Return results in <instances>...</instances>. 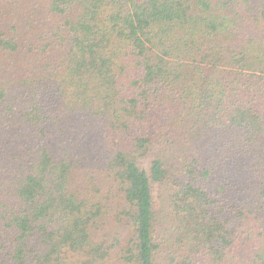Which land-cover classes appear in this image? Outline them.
Wrapping results in <instances>:
<instances>
[{
	"label": "trees",
	"instance_id": "trees-1",
	"mask_svg": "<svg viewBox=\"0 0 264 264\" xmlns=\"http://www.w3.org/2000/svg\"><path fill=\"white\" fill-rule=\"evenodd\" d=\"M0 264H264V0H0Z\"/></svg>",
	"mask_w": 264,
	"mask_h": 264
}]
</instances>
